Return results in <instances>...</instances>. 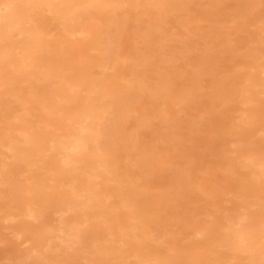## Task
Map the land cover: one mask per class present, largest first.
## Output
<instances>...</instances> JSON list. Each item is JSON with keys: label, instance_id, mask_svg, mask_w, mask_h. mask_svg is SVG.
<instances>
[{"label": "bare ground", "instance_id": "obj_1", "mask_svg": "<svg viewBox=\"0 0 264 264\" xmlns=\"http://www.w3.org/2000/svg\"><path fill=\"white\" fill-rule=\"evenodd\" d=\"M191 1L0 0V220L14 222V227H11V233L14 238L21 241V243H17V246L19 243L20 248L21 245H28L24 253L22 252L19 255V253L14 252L15 264H62L74 257V255L68 254L69 251L76 253L77 250L82 249L89 255V257L82 258L88 264H204V257L206 256L209 259L205 264H233V262L236 264L235 261L240 259H247V263L245 264H264V157L260 156V154L257 156L252 152V149L241 151L240 145L241 142L249 143L252 137L259 134L261 136L259 150L264 149V54L257 52V49L250 47L245 52L249 58L247 61H250L251 64L249 71L243 78V82L239 85L238 83L231 82L229 84L226 81L219 80L220 85L215 92L219 100L224 102L232 100L237 103V106L232 109V113H235L233 119L237 120L233 124L234 127H226L227 124L221 120L218 122L219 130L221 129L220 132L223 135L234 128L243 131L244 134L241 137L239 136L229 141V143L233 144L234 150L232 149V151L241 161L242 169L247 171V173L243 172L245 175H243L242 181L237 186L239 197L242 199L240 207L242 210L238 211L236 209L238 212L219 227V230H225L224 233L218 236L213 235L214 231H211L209 227L196 225L193 232L195 237L201 238V241L187 243L182 246L179 243V246L176 242V236H174L176 233L173 235V232L172 235L174 237L168 239L169 241L167 240L165 257L163 254L162 258L158 255L159 250L157 248L158 254H156V251V253H153L154 251L151 252L150 250H154L155 248L148 250L147 240L150 233L148 231V223L157 224L159 222L161 224L160 219L154 213L163 211L164 205L166 206L167 204V197L168 195L171 196L172 191L175 190L174 192L178 193V188L187 187L188 185L190 189L193 186L196 189L199 188L198 190L205 193L204 196L206 197L207 195L210 196L211 193L202 183H193L191 181L193 179L189 177V173L187 171L183 173L184 170L182 171L181 168L175 171L172 179L174 180L172 183H178L179 187L165 188L167 184L165 187L158 189L161 191L162 188H165L160 193L158 192L159 194H145L147 193L145 192L143 193L144 195L141 194L142 198L138 200L137 196L140 197L139 194L146 188L143 186L144 189L140 192L138 189L140 187H135L137 185L136 180L130 177V173H120L119 169L116 168L113 152L116 146L119 145L117 137L119 136L120 140L123 139V137H120L121 130L123 129L120 121L126 119L123 115L126 116L129 113V109L127 110V108L132 103L138 102L137 98L140 90L145 87L153 95V98L160 99L159 104L162 99L166 100L171 96L174 98L175 93L173 90L175 88L172 90L168 88L172 81L170 83L169 76L166 78L165 75V77L162 75L164 72L158 73V69L154 71L160 75L159 81L157 80L158 83L153 86L151 85L152 81L150 83L148 80L151 86L145 85L144 81L142 82L141 78L144 76V73L142 76L140 74L141 78L138 76L140 80L135 78L134 71H131L133 73L129 74H123V71L108 74V69L112 68V66L116 67L122 58L125 59L128 56L125 57V55L117 54L111 49L117 38L115 39V34H111L113 30L111 32L110 28L108 30L111 33L108 34L109 32H107V43L106 40L104 41L103 36L106 34V28L112 24L120 25L123 23L127 15L138 9L139 5L141 7L142 5H147L145 8L148 11L150 10V13H148L150 15L148 19L150 17V20L153 18L152 20L156 21L159 15L162 18V15L165 14L166 17V14H171V12L177 15L184 12L188 15L191 10H188L187 6ZM250 5L253 6L254 2H251V0H239L234 9V19L245 17L250 13ZM153 8L157 10L156 12L154 11L157 18L151 16ZM212 8L215 10L214 5ZM116 10L120 13H117ZM146 11L143 9L138 15L134 14V20L139 23L143 14L147 16ZM174 11L179 13H175ZM262 11H264L263 8ZM44 14L49 15L52 23L54 22L53 26L56 25L55 27H59L62 31L58 41H56L55 36L60 31L57 34L55 33V38H53L55 41L52 42L48 38L49 34L55 31L52 32L53 28L52 30L48 29L51 21L48 20L49 23L47 24V19L43 17ZM181 15L176 17L179 18ZM164 19H167V17ZM198 20L191 17L188 21L189 23H196ZM157 22L152 23L148 21L147 23H151V25L148 27V24H146V29L149 30L148 28L150 27L154 29L155 26V29L159 28L160 24ZM224 22L230 23L231 20ZM261 22L264 24V21ZM143 23H146V19ZM167 23L169 24V21ZM170 24L172 25L173 23L171 22ZM105 26L108 27L103 30L102 28ZM141 27L143 28V26ZM59 28H57V31ZM214 28L215 33L213 34L225 35V31L221 29L224 27L219 26L218 28ZM155 29L153 31L154 34ZM159 29L161 31V28ZM217 29L220 32H217ZM262 29L264 31V27ZM189 30L188 35L192 33ZM181 31L178 29L177 35H184V31ZM175 32L176 30L174 34ZM155 35L153 36L152 34L153 37ZM146 36L148 38L149 36L151 37L148 33ZM163 36H165L164 32ZM77 37L80 38L76 39ZM171 37L173 39L172 35ZM156 39L154 43L159 42L158 37ZM164 39H166L165 42L169 43L167 37ZM75 40H79V42L77 43ZM180 42L174 44H179ZM259 42L264 43L263 36L259 38ZM160 43H163L162 40ZM78 45L81 47H78ZM104 45H106L105 48ZM67 48H70L72 51L68 52ZM167 48L169 49L170 47ZM174 49L176 52L178 51L176 48ZM178 49L180 50L179 47ZM153 51L151 53L154 54ZM156 53L158 54L159 51L155 52V55ZM148 54L141 56V64H144V60L146 61L149 58L150 54ZM166 54L162 53V56L166 57ZM180 56H183L181 52ZM159 57L157 56L158 59ZM172 57L174 58V56ZM150 58L153 59L154 57L150 56ZM175 59L177 58L175 57ZM259 59L263 60L260 64L258 63ZM125 60L127 61V59ZM171 60L166 64L172 62ZM67 62L70 63L67 65ZM162 63L160 61V65ZM187 63L189 64V62ZM76 65L78 66L76 67ZM160 65L157 64L158 68ZM148 66H151V64H144V68L147 67L144 72L150 70ZM194 68H197V66ZM183 69H180V71H183ZM97 71L101 74V77L99 79L91 78L92 76L97 77L99 75L98 73V75L95 74ZM180 73L182 74V72ZM36 75L39 78H36ZM186 75L185 78H187ZM130 77H134L135 84L129 79ZM144 77L147 76L145 75ZM174 78L178 77L175 76ZM225 78L228 77L225 76ZM149 79L151 80V78ZM117 80L124 81L125 83L123 84L122 82L123 86H121L119 85L120 83L117 84ZM37 82H42V84H40V88L35 89L34 84H38ZM113 84L120 88L111 87ZM183 84L181 85L184 87L186 84ZM193 87L195 88V86ZM193 87L188 85L184 88L181 95L179 94L180 102L186 101L185 104L189 105V107L192 106L190 104L195 99L192 94ZM230 97L231 100H229ZM176 99L178 100V98ZM188 99L192 101L190 104L188 103ZM12 100L19 103L22 115H16V112L14 113L11 111V108H8V102ZM164 103L165 101H162V104ZM175 103L174 105L182 104H178L179 102ZM185 104H182V107L179 106L181 112ZM185 111L184 109L183 112ZM162 112L164 113L161 119H167L170 121L169 124L177 121L176 115L178 114L175 117L174 113H170L172 112L171 109L169 111L163 110ZM179 112L177 111L176 113ZM184 114H188V112ZM4 115L8 116L7 118L11 122L4 123L2 118ZM32 115L33 120L34 118L36 119L34 122L31 121ZM146 115V113L140 115L142 122L149 120L150 117H154ZM188 115L194 117L193 114ZM189 116L188 118H190ZM227 116L229 117V114ZM193 117H191L192 120ZM175 126L174 124L173 127ZM180 126L178 128L181 130L182 126ZM147 127L143 126V129ZM148 128V134H150V129ZM223 130L225 131L223 132ZM179 132L176 136L173 133L170 141L173 140L176 144L181 143L183 140L182 135L185 136V134H181V132L179 134ZM144 134H147V132L145 133L144 131ZM155 136L158 137V135ZM185 139L187 138L185 137ZM190 139L192 140V138ZM190 139H187L188 142H191ZM135 144L137 145L138 141ZM175 147L177 149V145ZM170 150L171 147L160 149V152L154 153L155 150L153 151L151 148L146 150L145 148L144 150L139 149L138 160L135 162L141 168L151 165L147 170L150 173L149 170L153 169L156 163H158V166L159 164L161 167L163 166V168L166 166L167 160L165 161V156L167 155L166 159L172 156V154L168 155L173 152V150H171L172 152ZM185 158H188L186 159L187 162L188 160L193 161L191 159L195 157L193 156L189 159V156H185ZM172 164L175 166L174 163ZM167 166L169 165L167 164ZM233 167L235 166L233 165ZM20 177H24L21 181L22 183L18 180ZM169 189L172 190L170 191ZM153 191L150 193H153ZM212 192L214 191L212 190ZM214 195L216 196V194ZM48 214L57 215V218L54 220L56 224L53 225L45 220ZM66 214H70V216L65 217ZM193 222H196V220ZM188 232L190 233V231ZM180 233L179 235L181 236ZM190 235H187L185 232V236ZM191 236L193 237V235ZM182 240L185 241L184 239ZM118 242H122L123 245L121 244L122 246L116 247V244H120ZM224 247H227L228 251H231L229 256H220L221 252L218 248ZM23 249L17 251L21 252ZM241 254L246 256L239 258ZM4 257L2 258L3 260ZM10 259L8 260L10 261ZM8 260L6 261L7 263L9 262Z\"/></svg>", "mask_w": 264, "mask_h": 264}, {"label": "rangeland", "instance_id": "obj_2", "mask_svg": "<svg viewBox=\"0 0 264 264\" xmlns=\"http://www.w3.org/2000/svg\"><path fill=\"white\" fill-rule=\"evenodd\" d=\"M259 1L260 0H255V1L251 0V2H254V5L253 6L250 5V8H251L250 13H248L245 17H239V18L234 19V17H233L234 9H235L236 5L238 4L239 0H222L221 2H220V0H192L191 3H189L187 6L188 10L189 9L191 10L190 11L191 14L188 13V15H187V13H184V12L179 13L177 11H174L175 13H179L178 15L182 14L181 16H179V18H177L178 17L177 14H174L172 12H171V14L170 13L166 14V17L169 21V24L172 22L175 26L173 24L172 25L170 24V26H169V24L167 23L168 22L167 19H164V18H166L165 14L162 15V18H161V15H159L158 16L159 18H157V16H155V14H154V11L155 12L157 11V10H154L155 8H153V11H151V12H153L151 14V16L157 18V20L156 21L152 20L153 18L150 20V17L148 19V16H150L148 13H150V10L148 11V9L145 8L147 5H145V6L142 5V7H141V5H139L141 8L138 7V9H140V10L138 11V9H135L133 11V13L130 12L126 17V20L123 23H121L120 25L119 24H115V25L112 24L114 27L112 25H110V27L105 26L102 28L103 30H105V28L108 27V28H106V31H105L106 36L105 35H104L105 37L103 36L104 41L108 37L107 32H109V30H108L109 28H110L111 32L113 30V33L109 32L108 34H110V33L113 35L115 34L114 37H115V39L117 38V40H115V43L111 46V49H113L114 52H116L117 54H120L123 56L125 55V57L128 56V58H125V59H127V61L124 58H122L118 62L116 67L112 66V68L108 69L107 70L108 74H115L119 71H123V74H126V73L129 74V73H133L131 71H134L135 76H136L135 78L140 80L142 74L144 73L143 75L144 76L146 75L147 77L143 76L141 78L142 82L144 81V84L147 86H151V85L153 86V85L157 84L159 81L160 75L155 72L158 69L157 70L158 73L160 72V74H161L162 72H164V73H162V75L163 76L165 75L166 78L169 76L168 79H170V83L172 81V83L169 84L168 88L170 90L175 88V90H173V92L175 93L174 94L175 97L172 98L173 96H171L170 98H168L166 100L162 99L160 101L161 104L160 103L158 104L160 99L157 100L156 98H153L152 97L153 95H151L150 92H148V90L145 89V87H143L140 90L139 96H138L139 99L137 98L138 102L134 103L135 105L132 103L131 105H133V106L131 107V105H130V107L127 108V110L129 109L128 110L129 113L126 112L127 113L126 116L123 115V117H126V119H122L120 121L121 125L123 127V129L121 130L122 133L120 134V137H123V139L120 140L121 138H118L119 136L117 137L119 145L117 144L118 146H116V149L113 152L114 157H115V161H116L115 162L116 168L119 169L120 173H125V174L130 173V177L132 179L136 180L135 182L137 185L135 184L136 186L135 185L134 186L142 188V189L138 188L140 192H142L144 187L146 188V189H144V191L142 193L139 192L140 197L137 196L138 200L142 198L141 194H143L145 192H147L145 194L157 195L161 191H163L165 188H170V187L176 188V186H178V183L177 184L172 183V181L174 182V180H172V179H173L175 171H178L181 168H182L181 169L182 171L184 170L183 173H185V171H187L189 173V177H191V179H193V180H191V181H193V183H197V184L202 183L203 185H205V187H207L209 189V192L211 193L210 196L207 195V197H206V196H204L205 193L198 190L199 188L196 189V188H194L195 186H193L192 189H190L188 185H187V187L178 188L177 189L178 193L174 192L175 190L173 189L174 191H172L171 196L168 195V197H167V199H168L167 204L168 205L167 204H166V206L164 205L163 211H160V212L158 211L157 212L158 214L156 212L154 213V215L158 219H160L159 221L161 222V224L159 222L157 224H155V223L150 224V222L148 223L149 229H150V230L148 229V231L150 233H149V237L147 240V246H148V250L155 248L154 250H150L151 252L154 251L153 253L157 252L156 254H158V250H159L158 255L161 258H162V254H163V256H164V254L166 255V253H165V252H167V245L166 244L169 241L168 239H171V237L176 236L177 245H179V243H180L181 246L186 245L187 243L189 244V243H193L196 241L199 242V241H201V238L195 237L194 232H193L194 227H196V225L206 226L207 228L209 227V229H211V231H214V233H212L213 235H217V236L221 235V233H224L225 230H219V227L221 225H223L224 223H226L227 220L230 219L231 216L235 215L239 210L240 211L242 210V208H240L242 205V203H241L242 199L239 197V189L237 186L242 181L241 178L243 177V175H245L244 173H247V171H244L242 169L241 161L237 158L238 156H236V154L233 153L232 149L234 150V146H233V144H230L229 141L236 139L239 136L241 137L244 133L241 129H235L234 128L232 130H229L224 135L221 134V132H220L221 129L219 130V128H220L219 123H218L219 121L222 120L225 124H227L226 127H234L233 124H234V122L236 123L237 120L233 119L235 113H232V109H233V107L237 106V103L232 101L231 97L229 98V100H231V101H228V102L227 101L224 102L222 100H219V98L216 96L215 92L219 88V85H220L219 80L226 81L229 84H231V82L232 83H238L239 85L241 82H243V78H244L245 74L249 71V67L251 64L250 61H247V60H249L247 54L245 53L247 49H249L250 47L255 48V49H257V52L264 54V43L259 42V38L261 36H263V38H264V31L262 29L264 27V24H262V22H261V21H264V11H262V8L264 10V0H261L262 2L261 1L259 2ZM213 5L215 7V10L217 9L216 11L213 10V8H212ZM228 6H230V7H228ZM225 7H227V8H225ZM230 8H231V10H230ZM143 9H144V11L147 10L146 11L147 16H145L143 14L141 21H140L141 23L140 22L138 23L134 20V18H135L134 14L138 15L140 12L143 11ZM251 11H253V12H251ZM116 12L120 13L117 10H116ZM212 13H214V15H212ZM183 14H184V16H183ZM170 16H171V18H170ZM43 17H44V19H47V24L49 23V21H51L49 18V15L44 14ZM129 17H130V19H129ZM191 17L195 18L196 20H198V19L199 20L196 23H189L188 20ZM145 19H146V23H143V21L145 22ZM161 20H163V21H161ZM226 20L227 21L231 20V22L225 23L224 21H226ZM148 21H151L152 23L158 21L157 23L160 24L159 28H161L162 32L160 31V29L158 27L155 29L156 26L154 27L156 35L153 33V31H154L153 28L150 27V28H148L149 30H147L146 29L147 26L149 27L151 25V23L150 24L147 23ZM161 22H162V24H161ZM164 22H165L166 26L164 25ZM183 22H185L187 24H185ZM50 23L48 25V29L52 30V28H53L52 32L53 31H55V32H53L54 34L50 33L48 38L53 42V41H55V39H53V38L56 37V41H58V39L61 36L62 31L60 30L59 27H57V28H59L57 31V28L55 27L56 25L54 24L55 26H53L54 22L52 23V21H51ZM178 23H181V24H178ZM146 24H148V25L146 26ZM183 24H184V26H183ZM190 24H191V26H190ZM193 24H195V25L192 26ZM167 25H168V27H167ZM141 26H143L144 29ZM157 26H159V25H157ZM198 26H199V28H198ZM219 26L224 27L221 29L223 31H225V35L224 34L223 35L213 34V33H215L214 27L218 28ZM172 27H174V28L172 29ZM158 29H159V31H157ZM178 29L180 30V32H182L181 30H183L184 35L180 32L179 33L182 35H177ZM189 29H192V30H189ZM144 30H146L145 31L146 34L148 33L149 35H151V37L149 36V38H148V36H146ZM175 30H176V32L174 34ZM186 30H187V32H186ZM188 30L192 31V33H191L192 35L191 34L188 35ZM59 31H60V33H59ZM148 31H150V32H148ZM194 31L195 32L198 31V32L195 33ZM259 31L260 32L262 31V32L260 33ZM159 32H161V33L158 34ZM163 32H164L165 36H163ZM167 32H168V34H166ZM217 32H220V30L217 29ZM55 33L56 34L59 33V34L56 35ZM152 34H153V36L155 35V37H153ZM252 34H254V35H252ZM117 35H119V36L117 37ZM171 35L173 36L174 40L172 39ZM257 35H260V36H257ZM168 36H170V37H168ZM174 36H177V37H174ZM181 36H182V38H181ZM184 36H185V38H184ZM157 37H158L159 42L154 43V41L156 42ZM165 37L168 38L167 41L169 40V43L165 42V40H166V39H164ZM78 38H80V37H77L76 39H78ZM159 38L162 40V42L164 44L160 43L161 40ZM169 38L175 42H172V41L170 42ZM187 38L189 41L187 40ZM175 39H177V40H175ZM178 40H180V41L182 40V42H180ZM183 40L187 41V42H184ZM75 42L78 43L79 40L78 41L75 40ZM178 42H180V43L174 44V43H178ZM256 42H259V43H256ZM106 43H107V40H106ZM153 43H154V45H153ZM156 44H158V45H156ZM180 44H182V45L180 46ZM183 44H185V45H183ZM78 47H81V46L78 45ZM105 47H106V45H104V48ZM158 47H160V48H158ZM167 47H170V48L168 49ZM173 47L178 50L177 51L178 53L176 52V50ZM178 47L180 48V50L178 49ZM157 49H159V50H157ZM66 50L68 52L72 51L70 48H67ZM185 50H187V51L185 52ZM152 51L154 52V54L151 53ZM158 51H159V53L158 54L156 53V55H155V52H158ZM163 51H165V52H163ZM148 52H149L150 56L152 58L153 57L154 58L151 59L149 56V58H147L146 61L144 60V62H143L144 64L145 63L146 64L148 63L149 65L151 64V66H148V69H150V70L144 72V70L147 67L144 68V64H141L140 59H141V56H143V54L146 55V54H148ZM180 52L183 54V56H180ZM162 53H165V54L167 53L165 55L166 57H164V55L162 56ZM171 55L174 56V58ZM157 56H160L159 57L160 60L157 58ZM168 56H170V57H168ZM68 57H69V55H68ZM138 57H139V59H138ZM175 57L177 59H175ZM183 57H184V59H182ZM70 58L72 59V57H70ZM205 58H206V61H205ZM171 59H173V60H171ZM170 60L173 62L175 67L173 66L172 62H170L171 64L169 63L170 65L166 64ZM160 61L165 63V64L162 63V65H160ZM174 61H175V63H174ZM181 61H182V63H181ZM204 61H205V63H204ZM258 61L257 62L260 64V63H262L263 60L259 59ZM183 62H186V63H183ZM187 62H189V64ZM68 63H70V62H67L66 64L68 65ZM155 63L160 65V67L158 68L157 64L154 65ZM107 64H109V63L107 62ZM180 64L182 65V68H181ZM205 64H209V65H205ZM194 65L197 66L198 70H197V68H194V67H196ZM77 66L78 65H76V67ZM244 67H245V69H243ZM178 68H180V69L184 68V69H183V71L182 70L180 71V69H178ZM211 68H212V70H211ZM163 69L166 72H168L167 74H169V75H167ZM125 70H127V71H125ZM184 70H186V72H184ZM95 71H93V72H95ZM193 71H195V72H193ZM180 72H182V74ZM190 72H191V74L193 72L192 76H191V74H189ZM197 72H201V73H197ZM97 73L99 74L98 71L95 74H97ZM170 73H171V75H170ZM186 73H187V75H186ZM221 73L222 74L224 73V74L222 75ZM140 74H141V76H140ZM185 75L187 78L188 77H190V78H188V80H187V78H185ZM208 75H210V76H208ZM138 76L140 78H138ZM148 76H150V77H148ZM175 76L178 78H174ZM225 76H227L228 78H225ZM100 77H101V74H99L97 77L92 76L91 78L99 79ZM154 77H156V78H154ZM36 78H39V76L36 75ZM133 78L134 77H130L129 79L135 84V81H134L135 79L133 80ZM145 78H147V79H145ZM149 78H151V80ZM184 78H185V81H184ZM143 79H145V80H143ZM152 79H154V80H152ZM148 80L150 83L153 82L154 84L152 83L151 85H149ZM146 81H147V83H145ZM116 82H117V84L120 83L119 85H121V86H123L122 82H123V84L125 83L124 81H118V80ZM37 83H38V84H36L37 87L34 84L35 89L40 88L39 86H40V84H42V82H40V83L37 82ZM183 83L186 85H184ZM181 84H183L184 87ZM187 84L191 85L192 87L195 86V88L193 87L194 90L192 91V94L194 95L193 98H195L194 102H192L188 99L190 101V102L188 101V103L190 104L192 102L190 105H192L193 107L192 106L189 107V105L185 104L186 103L185 100H184L185 102H182V101L180 102V100H179L182 91H184V88L186 86H188ZM116 86L117 85H115V84L111 85V87H116ZM116 88H120V87L118 86ZM176 98H178V100ZM154 99H156V100H154ZM173 100H174V102H173ZM162 101H165V103L162 104ZM12 102H14V103H12ZM175 102L176 103L179 102L178 104H181V103L183 105L185 104V107H184V109L186 110L185 112L186 113L188 112V114H190V115L191 114L194 115L196 113L195 115L197 117L195 118V115L193 117V116H189L188 114H184L185 113V112H183L184 109L181 112L180 111L181 108H179V106L182 107L183 105L182 104L181 105H174ZM8 103H9L8 108H11L12 112H14V113L16 112L15 113L16 115H18V114L22 115V112L20 110V105L17 101L15 102V100H12ZM171 105H173V106H171ZM186 105H187V107H186ZM131 108H132V110H131ZM178 108H179V110H178ZM170 109L172 110V112H170V113H174V111L176 110L174 113V116L176 114H178V115H176L177 117L175 116L177 118V121L174 123L171 122L169 124L170 121H168L167 119L163 120V118L161 119V116L164 113V112H162L163 110L169 111ZM18 111H19V113H17ZM177 111L178 112L180 111V112L176 113ZM142 113L143 114L146 113L147 114L146 116H149V117L154 116V117H150L151 120L150 119L146 120L145 121L146 123H145V122H142V119H140V117H141L140 115H142ZM227 114H229V117L227 116ZM7 115H9V114H7ZM167 116L169 117V115H167ZM188 116L190 118H188ZM7 117L5 115H4V117H2L4 123L6 122V124H7V122H11V120L9 121V119ZM191 117H193L194 122L191 119ZM178 119H180V120L178 121ZM185 119H187V120L184 122ZM30 120H31V118H30ZM35 120H36L35 118L33 120V115H32L31 121L34 122ZM138 124H139V126H138ZM174 124L176 125L175 127H173ZM140 125H143L145 127H147L148 125H149L148 127L151 126L150 128L147 127L148 129H150L149 130L150 134H148L147 128H144L145 129L144 130L143 126L140 127ZM169 125H171L172 127ZM178 126L181 127V130L178 128ZM151 129H152V131H151ZM143 130L145 131V133L147 132V134H144ZM179 130H180L181 134H185V136L182 135L183 140L181 141V143H179V141L176 140V142L179 143V144H176L175 141L172 140L173 141L172 142V141H170V139H172V134L175 133L173 135L176 136V134H178ZM224 131L225 130H223V132ZM180 132H179V134H180ZM182 132H185V133H182ZM155 135H158V137ZM169 135H171V136L169 137ZM258 135L259 134H256L255 135L256 137L254 136L255 139H253L254 137H252V140L249 141V143L241 142L240 143L241 151H248L249 149H252V152L254 154H256L257 156H259V154H260V156L264 157V153H263L264 149L259 150V143H260L261 136L260 135L258 136ZM185 137L188 140L190 138H192V140L190 139L191 142H188V140L185 139ZM128 138H130V139H128ZM152 138H153V140H151ZM162 138H163V141H162ZM155 139H156V141H155ZM193 139H194V141H193ZM186 140H187V142H186ZM137 141H138V144L136 145L135 142H137ZM173 144H175V145L171 146ZM176 145H177V149H175ZM170 147H171V150H173V152L170 150V152H172V153H169L168 155L172 154V156H169L167 159H166L167 155L165 156V161L167 160V164L169 166H167V164H166V166H164V168H163V166L161 167L160 164L158 166V163H156L154 165V168L157 166L156 167L157 169L155 168L156 171L153 168L154 171L151 172V170H153L151 168L149 170L150 171V173H149L147 170L151 167V165H147L146 167L141 168L139 166V164L135 162L138 160L139 149L144 150V148H145V150H146L148 148L149 149L151 148L153 151L154 150L156 151V152L154 151V153H158V151L160 152V149L162 150V149L170 148ZM167 151L169 152L168 149H167ZM228 153H229V155H228ZM185 156L186 157L189 156V159H190V157H193V156L195 158L191 159L193 161L188 160L186 162V159H188V158H185ZM226 156H228V157H226ZM231 156H232V158H231ZM225 159H227V160L225 161ZM231 159H233V160L231 161ZM212 161H214L215 163L214 162L212 163ZM233 161H235V162H233ZM171 162L174 163L175 166ZM184 162H186V163H184ZM233 165L235 167H233ZM237 172H238V174H236ZM231 177H232V179H231ZM23 178L24 177H20L18 180L21 182L23 180ZM21 183H20V185H21ZM141 183H142V185H141ZM166 185H167V187H165ZM161 187H165V188H162L161 191L158 190ZM230 189H232V190H230ZM149 190H151L150 192H152L153 190L154 191H153V193H150ZM212 190L214 192H212ZM206 192H208V191L206 190ZM212 193L216 194V196L214 194L212 196ZM224 193H226V194H224ZM169 198H170V200H169ZM171 198H172V200H171ZM170 201H171V203H170ZM236 209L238 211H236ZM69 216H70V214L65 215V217H69ZM56 218H57V215L48 214V216L45 218V220L54 225V224H56V222L54 221ZM100 220H101V218H100ZM195 220H196V222H193ZM101 221H103V220H101ZM201 222H203V223L201 224ZM191 223H192V225H191ZM158 224H160V225L158 226ZM13 225H14L13 221L0 220V261L2 262V263L0 262V264H3L4 262H5V264H8V263L9 264H15L16 260H15L14 252H16L17 254L19 253V255H20V254H22V252L23 253L25 252V249L28 246L27 244H24V245H21V248H20L19 245H20L21 241H19V239L14 238V236L11 233L12 232L11 227ZM8 227H9V229H8ZM179 228H181L185 231L180 230ZM188 231H190V233ZM7 232H9L8 233L9 235L7 234ZM178 232L179 233L181 232L180 233L181 236L179 235ZM185 232L187 235H190V234L193 235V237L191 235L185 236ZM172 233H173V235L176 233V235L173 236ZM163 235L165 236V238ZM168 235H170V236H168ZM196 238H198V239H196ZM154 239H157V240H154ZM182 239H184L185 241H183ZM165 240H166V243H165ZM18 242H20V243L17 246ZM118 243H120V244H116V247H118L119 245L120 246L123 245L122 242H118ZM214 245H216V244H214ZM23 247H25V248L23 249ZM156 248L158 250H156ZM20 249H23V251L21 250V252H19ZM17 250H19V251H17ZM218 250L221 252L220 256H222V257H225L226 255L229 256L231 254V251H228L229 249L227 247L218 248ZM17 254H16V257H17ZM68 254L74 255V257L71 258L70 260H67L65 263H62V264H88V262L86 260L82 259L83 257H89V255L86 254V252L83 251V249L77 250L76 253L69 251ZM239 256H240L239 258H241V257L243 258L246 255L241 254ZM3 257H4V260L2 259ZM8 257H10L11 259ZM212 258H214V257H212ZM8 259H10L11 262ZM208 259H209V257H207V256L204 257V264H205V262H207ZM7 260L9 261L8 263L6 262ZM12 262H14V263H12ZM235 263L236 264H243V263L245 264V263H247V259H245V260L240 259L238 261H235ZM180 264H182V263H180ZM233 264H234V262H233Z\"/></svg>", "mask_w": 264, "mask_h": 264}]
</instances>
